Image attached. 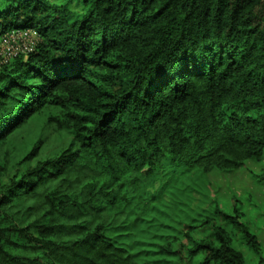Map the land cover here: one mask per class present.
Masks as SVG:
<instances>
[{"label":"trees","instance_id":"trees-1","mask_svg":"<svg viewBox=\"0 0 264 264\" xmlns=\"http://www.w3.org/2000/svg\"><path fill=\"white\" fill-rule=\"evenodd\" d=\"M29 31L0 58V264H158L131 206L176 168L212 231L154 253L249 264L233 226L264 264L201 184L264 158V0H0V43Z\"/></svg>","mask_w":264,"mask_h":264},{"label":"rangeland","instance_id":"rangeland-1","mask_svg":"<svg viewBox=\"0 0 264 264\" xmlns=\"http://www.w3.org/2000/svg\"><path fill=\"white\" fill-rule=\"evenodd\" d=\"M12 35L8 41L0 43V58L25 54L27 48L36 40V34L31 31ZM184 170L176 168L174 174L169 173L163 178L159 174L151 182L149 192L154 193L156 199L149 201L150 195H144L147 201H133L131 218L141 220L137 222L138 230L130 245L139 260L155 261L158 264H200L202 261V255L191 258L184 253L182 256L167 258L154 253L167 242L178 247L184 240L183 233L194 231L186 226H199L193 233L195 238L204 239L211 234V228L201 224L207 214L203 209L210 210V201L191 192V189L184 190V183L190 182L187 178L191 175L181 174ZM169 178L170 185L165 190H159ZM201 184H207L208 189L205 192L209 190L211 199L227 213L234 214L235 208L239 209L242 222L259 237L264 250V158L261 161H248L236 171L214 170ZM181 189L183 192H179ZM230 229L234 235L235 247L245 255L249 264H254L257 257L244 243L241 233L233 226Z\"/></svg>","mask_w":264,"mask_h":264},{"label":"built area","instance_id":"built-area-1","mask_svg":"<svg viewBox=\"0 0 264 264\" xmlns=\"http://www.w3.org/2000/svg\"><path fill=\"white\" fill-rule=\"evenodd\" d=\"M13 35H18V34H13ZM13 35H12V36H13ZM34 43H35V41H34L32 44H34ZM28 51H29V52L31 51V48H30V47L27 48V51H26V52H28ZM14 55H16V54H14Z\"/></svg>","mask_w":264,"mask_h":264}]
</instances>
